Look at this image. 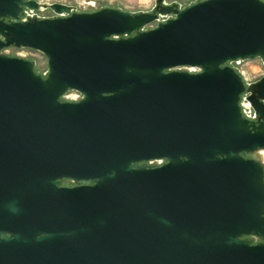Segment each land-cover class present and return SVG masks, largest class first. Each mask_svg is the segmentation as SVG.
<instances>
[{
	"label": "water",
	"instance_id": "water-1",
	"mask_svg": "<svg viewBox=\"0 0 264 264\" xmlns=\"http://www.w3.org/2000/svg\"><path fill=\"white\" fill-rule=\"evenodd\" d=\"M254 58L264 0H0V264H264V75L229 65Z\"/></svg>",
	"mask_w": 264,
	"mask_h": 264
},
{
	"label": "rangeland",
	"instance_id": "rangeland-1",
	"mask_svg": "<svg viewBox=\"0 0 264 264\" xmlns=\"http://www.w3.org/2000/svg\"><path fill=\"white\" fill-rule=\"evenodd\" d=\"M45 4L52 2H60L73 6L76 11H91L96 10L101 7H114L121 10L129 12L138 11H150L155 4V0H42ZM171 1V0H162ZM177 1V6L183 8L196 0H175ZM25 14L36 15L38 17H50L54 16L53 11L49 7H41L38 9H26ZM170 15H159L158 19L147 26L146 28L154 27L158 21H164ZM9 55L23 56L26 59L32 60L34 62V70L37 73L43 74L47 71L46 57L39 51L25 48V47H14L10 46L5 49ZM244 79L246 83L255 81L260 76L264 75V65L259 58L245 59L239 61H232L229 63ZM196 71V69H194ZM193 70V71H194ZM74 91H67L64 94V99H68L70 94ZM245 95L241 97V103L245 102ZM242 111L245 114L246 107H242Z\"/></svg>",
	"mask_w": 264,
	"mask_h": 264
},
{
	"label": "flooded vegetation",
	"instance_id": "flooded-vegetation-1",
	"mask_svg": "<svg viewBox=\"0 0 264 264\" xmlns=\"http://www.w3.org/2000/svg\"><path fill=\"white\" fill-rule=\"evenodd\" d=\"M163 3H165V4H177L178 2L177 1H175V0H171V1H164ZM25 11H26V8H24V13H25ZM21 17H23V16H21ZM5 20H7V19H5ZM261 77V76H260ZM257 80V79H256ZM72 91V90H71ZM77 97H80V94L77 92V91H74V93L72 94H70L69 95V97H68V99L67 100H70V101H73V100H75ZM166 160L164 159V158H157V159H152V160H150L149 162H151V163H155V164H157V165H160V164H162V163H164ZM68 182H69V184L70 185H74V182L73 181H70V180H68ZM247 237H249V238H256V236H254V235H248ZM258 240L260 241H264V237H258ZM257 241V240H256ZM256 241H253L252 243H255Z\"/></svg>",
	"mask_w": 264,
	"mask_h": 264
},
{
	"label": "built area",
	"instance_id": "built-area-1",
	"mask_svg": "<svg viewBox=\"0 0 264 264\" xmlns=\"http://www.w3.org/2000/svg\"><path fill=\"white\" fill-rule=\"evenodd\" d=\"M238 61H239V60H238ZM245 83H246V82H245ZM244 95H245V94H244ZM244 99H245V98H244ZM243 106L246 107L245 115H246L247 117H249V118L252 117V116H253V110H252V108H251L249 102L245 100V102L243 103Z\"/></svg>",
	"mask_w": 264,
	"mask_h": 264
},
{
	"label": "bare ground",
	"instance_id": "bare-ground-1",
	"mask_svg": "<svg viewBox=\"0 0 264 264\" xmlns=\"http://www.w3.org/2000/svg\"><path fill=\"white\" fill-rule=\"evenodd\" d=\"M258 157L264 162V149L259 151Z\"/></svg>",
	"mask_w": 264,
	"mask_h": 264
}]
</instances>
